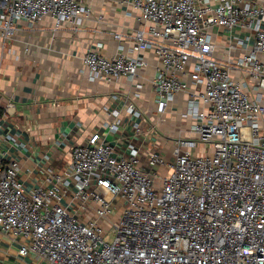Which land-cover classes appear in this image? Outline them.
<instances>
[{"label":"built area","instance_id":"1","mask_svg":"<svg viewBox=\"0 0 264 264\" xmlns=\"http://www.w3.org/2000/svg\"><path fill=\"white\" fill-rule=\"evenodd\" d=\"M131 4L141 27L130 54L88 51L82 73L91 82L134 78L146 64L140 54L152 52L154 113L186 93L181 115L193 137L168 156L150 149L142 164L138 149L118 156L93 132L64 171L48 170L47 186L30 191L18 161L0 154V230L35 264H264V0ZM86 15L77 0H0V33L14 21L59 26ZM218 31L227 32L221 46ZM127 108L140 132L142 112L133 100Z\"/></svg>","mask_w":264,"mask_h":264},{"label":"crops","instance_id":"2","mask_svg":"<svg viewBox=\"0 0 264 264\" xmlns=\"http://www.w3.org/2000/svg\"><path fill=\"white\" fill-rule=\"evenodd\" d=\"M77 1L87 15L72 23L58 26L50 17L36 24L14 21L7 37L0 33V154L18 161L26 191L47 186V171H64L71 149L93 132L99 131L118 156H127L132 147L138 149L142 164L150 149L168 156L178 139L193 137L192 121L181 115L186 93L164 116L154 113L157 95L152 81L159 63L152 52L140 54L146 64L134 78L104 83L85 77L82 62L88 51L111 57L123 49L128 54L141 25L131 0ZM225 36L226 31H218L220 46L228 41ZM137 84L142 85L139 91ZM137 92L140 98L134 97ZM131 100L146 121L140 132L135 126L141 120L127 108ZM118 121V131H109L108 126ZM151 126L156 134L148 131ZM20 244V239L0 230V264H35L32 256L20 255Z\"/></svg>","mask_w":264,"mask_h":264},{"label":"rangeland","instance_id":"3","mask_svg":"<svg viewBox=\"0 0 264 264\" xmlns=\"http://www.w3.org/2000/svg\"><path fill=\"white\" fill-rule=\"evenodd\" d=\"M113 240V236L109 233V235L105 238V242L110 243Z\"/></svg>","mask_w":264,"mask_h":264}]
</instances>
